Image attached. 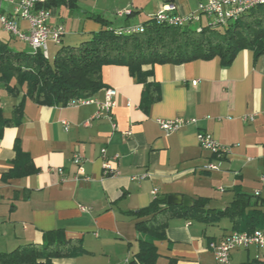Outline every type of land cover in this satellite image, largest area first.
I'll list each match as a JSON object with an SVG mask.
<instances>
[{
    "label": "crops",
    "instance_id": "obj_1",
    "mask_svg": "<svg viewBox=\"0 0 264 264\" xmlns=\"http://www.w3.org/2000/svg\"><path fill=\"white\" fill-rule=\"evenodd\" d=\"M101 1L103 9L107 4L115 11H132L121 17L123 27L142 25L166 3ZM206 2L176 0L174 4L177 14L187 15ZM9 12L10 6L0 0V14ZM140 17L139 22L129 23ZM80 21L83 34L105 29L91 18ZM49 23L63 26L55 10ZM17 25L23 31L27 28L21 20ZM0 35L16 40L5 31ZM0 41L5 42L1 37ZM142 70L146 82L159 90V99L149 106L141 105L143 84L126 66L105 65L101 68L104 87L93 98L102 101L105 89L116 90L111 121L90 120L96 111L93 104L39 106L25 99L20 123L0 128V252L40 245L45 232L61 230L66 239L80 241L85 253L54 259L52 264H135L139 245L133 213L156 196L204 198L208 208L217 210L230 204L235 190L264 200V55L255 60L252 51L242 50L227 67L214 58L179 65L149 64ZM22 99L23 92L11 97L0 85L1 118L10 119ZM249 115H255L251 122L244 120ZM158 119L196 122L166 136ZM62 121L68 124L67 130ZM198 133L211 135L227 149L219 161L220 171H203L216 158L199 147ZM17 145L38 172L5 179ZM75 153L82 159L87 182L74 180ZM105 162L113 175H104ZM81 206L88 210L81 211ZM231 232L227 219L214 224L172 219L165 238L154 242L155 264H219L208 244ZM226 264H264V256L254 246L237 248Z\"/></svg>",
    "mask_w": 264,
    "mask_h": 264
},
{
    "label": "trees",
    "instance_id": "obj_2",
    "mask_svg": "<svg viewBox=\"0 0 264 264\" xmlns=\"http://www.w3.org/2000/svg\"><path fill=\"white\" fill-rule=\"evenodd\" d=\"M175 1L166 0V3ZM78 2L49 0L44 6L51 11L60 7L74 9ZM90 18L105 29L78 47H61L52 62L41 54L16 52L0 41V85L11 97L23 92V99L13 108L11 118L6 120L0 116V128L20 123L25 99L39 106L65 107L72 100L93 97L104 87L101 68L105 65L128 68L131 76L143 84L141 105L145 107L159 99V90L157 85L146 82L143 65H179L219 58L221 65L227 67L242 50L252 51L255 60L264 55V6L252 9L225 27L223 33L219 28L204 27L196 32L187 27L159 25L150 19L142 24L141 33L116 35L100 16ZM14 150L13 167L5 179L36 174L38 170L27 153L18 145ZM167 197L156 196L147 207L133 213L139 245L135 264H155L154 242L165 238L172 219L204 224L227 219L235 232L264 231V200L239 190H235L232 201L223 210L208 208V200L204 198L194 200L190 208L171 206L167 205ZM84 253L80 241L66 239L61 230H55L45 232L40 245L27 244L10 252H0V264H52L54 259Z\"/></svg>",
    "mask_w": 264,
    "mask_h": 264
},
{
    "label": "built area",
    "instance_id": "obj_3",
    "mask_svg": "<svg viewBox=\"0 0 264 264\" xmlns=\"http://www.w3.org/2000/svg\"><path fill=\"white\" fill-rule=\"evenodd\" d=\"M10 6L8 14H0V31L13 36L19 42L26 44L31 48V54H41L42 57L48 60V42L59 45L65 35V29L62 25H51V10L45 8V4L49 0H2ZM264 6V0H207L205 4H199L193 13L187 15H179L176 13L174 3H165L158 11L150 18L154 23L172 27H187L195 26L196 32H200L204 27L220 28L227 27L230 23L236 22L243 15L250 12L252 9ZM132 11L124 10L118 13V17L130 16ZM202 16L206 17V22L202 24ZM21 20L27 23L25 31L19 29L17 21ZM191 29V28H190ZM143 25L127 26L113 30L116 35H133L143 32ZM117 92L114 89L108 88L103 92L102 101H97L93 97L85 99H77L70 101L66 106H83L93 104L96 106V111L90 120H98L106 118L111 121V111L116 105ZM255 115L244 117L245 121H253ZM157 125L160 130L166 135H171L177 132L180 128L194 124L195 119H173L163 120L158 119ZM64 129L67 130L68 124L61 122ZM197 140L199 147L210 153L216 158V161L209 162L203 167L205 172L220 171L219 161L225 157L227 149L221 146L211 135L207 133H198ZM102 156L105 150L101 151ZM117 157H115L116 159ZM72 163L77 167L75 181H89L85 176L82 168V159L75 153L72 156ZM59 175H62V169H57ZM103 173L105 176L114 174L108 162L103 164ZM135 179V178H133ZM257 195V193H256ZM81 211L86 212V207H79ZM256 247L260 254L264 256V231L254 230L248 232H231L219 241L210 242L208 250L212 253L215 261L219 264H226L229 261V256L232 250L237 248Z\"/></svg>",
    "mask_w": 264,
    "mask_h": 264
},
{
    "label": "rangeland",
    "instance_id": "obj_4",
    "mask_svg": "<svg viewBox=\"0 0 264 264\" xmlns=\"http://www.w3.org/2000/svg\"><path fill=\"white\" fill-rule=\"evenodd\" d=\"M106 9H103L104 4L101 0L99 1H92V0H79L77 7L74 9H68L66 7H60L55 10V13L57 14L60 22L63 24L66 33L63 37V41L59 45H55L52 42H48L47 49H48V60L52 62L55 53L61 48V47H78L81 43L89 41L94 33L90 34H83L81 32L82 30V22L80 20H85L87 18H90V15L96 16V14H99L103 17V19L106 21L109 27L113 30H117L119 28H123L124 20L121 17H118V13L121 11H115L116 9L112 7L113 5L108 6L105 4ZM263 9V7H260ZM142 17V16H141ZM140 18H137L132 21V19H129L130 24H134L139 22L141 20ZM143 19V18H142ZM53 22V21H52ZM95 22V21H94ZM206 22V17L202 16V24ZM96 24H99L95 22ZM233 23H230V25ZM100 25V24H99ZM191 29H194L195 26L192 25L190 27ZM225 30V27H220L219 32L223 33ZM2 39H4V43L8 46V48L16 51V52H22L25 54H31L32 50L30 47H28L25 44H22L19 41H16L14 39H9L7 36L3 37L0 35Z\"/></svg>",
    "mask_w": 264,
    "mask_h": 264
},
{
    "label": "water",
    "instance_id": "obj_5",
    "mask_svg": "<svg viewBox=\"0 0 264 264\" xmlns=\"http://www.w3.org/2000/svg\"><path fill=\"white\" fill-rule=\"evenodd\" d=\"M194 201L188 197H182L180 195H170L167 197V205L171 206H183L190 208L193 206Z\"/></svg>",
    "mask_w": 264,
    "mask_h": 264
}]
</instances>
